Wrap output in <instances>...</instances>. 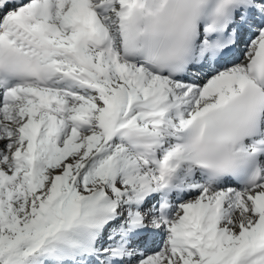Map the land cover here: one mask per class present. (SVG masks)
Here are the masks:
<instances>
[{
	"label": "snow or ice",
	"instance_id": "6c2138e0",
	"mask_svg": "<svg viewBox=\"0 0 264 264\" xmlns=\"http://www.w3.org/2000/svg\"><path fill=\"white\" fill-rule=\"evenodd\" d=\"M0 264H264V0H0Z\"/></svg>",
	"mask_w": 264,
	"mask_h": 264
}]
</instances>
